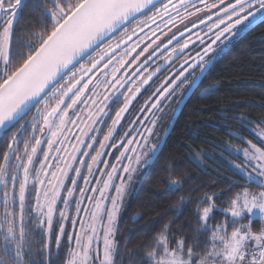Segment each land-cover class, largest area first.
Segmentation results:
<instances>
[{"label": "snow or ice", "instance_id": "snow-or-ice-1", "mask_svg": "<svg viewBox=\"0 0 264 264\" xmlns=\"http://www.w3.org/2000/svg\"><path fill=\"white\" fill-rule=\"evenodd\" d=\"M25 6L0 0V264H123L132 253L125 246L122 254L117 240L121 209L158 117L137 132L139 141L120 139L114 162L101 159L110 155L103 150L116 147L113 133L166 65L137 111L149 121L165 101L179 107L234 37L258 14L264 23V0H32L34 14L20 25ZM236 119L240 163H231L248 183L230 182L229 191L241 190L221 209L229 219L208 224L225 190L205 193L196 213L200 229L211 231L207 244L194 251L159 235L131 264H264V116ZM168 185L179 192L183 181Z\"/></svg>", "mask_w": 264, "mask_h": 264}, {"label": "trees", "instance_id": "trees-1", "mask_svg": "<svg viewBox=\"0 0 264 264\" xmlns=\"http://www.w3.org/2000/svg\"><path fill=\"white\" fill-rule=\"evenodd\" d=\"M31 3L32 0H25L20 25L26 24L34 14ZM25 38L31 39L27 35ZM237 113H246L253 119L264 116V23L261 20L224 51L204 80L201 92L194 94L185 105L157 160L142 170L140 183L118 228L121 253L125 252V246L132 253L130 258L125 256L123 264L140 259L144 246L159 235L168 236L170 243L173 238L184 239L194 251L200 250L195 247L197 243L207 244L211 231L200 229L196 213L197 204L205 193L225 190L215 201L217 209L209 220L210 225L215 227L228 218L221 209H227L233 192L241 190L233 186L229 191L230 182L247 183L234 174L226 160L228 157L235 160L226 147L240 144ZM225 116L228 119L225 120ZM174 176L183 181L179 192L169 190L168 181ZM251 190L260 189L253 184ZM261 224V220H253L255 229ZM165 225L170 232H163ZM26 230L32 231L36 242L42 240V230L35 228L32 222ZM35 258L40 259L39 255Z\"/></svg>", "mask_w": 264, "mask_h": 264}, {"label": "flooded vegetation", "instance_id": "flooded-vegetation-1", "mask_svg": "<svg viewBox=\"0 0 264 264\" xmlns=\"http://www.w3.org/2000/svg\"><path fill=\"white\" fill-rule=\"evenodd\" d=\"M261 20L260 15L258 14L257 17L255 18V21L253 23H251L249 25V28L246 31L240 32L236 37H234L231 41L230 44H228V46L224 49V51H226L228 48H230L233 43H235L242 35H244L246 32L249 31V29L258 21ZM203 27V26H202ZM147 31V30H146ZM198 31V30H197ZM223 51V53H224ZM222 53V54H223ZM194 54V53H193ZM222 54L217 58V60L214 62L213 66L209 69V71H207L202 77H201V82L199 83V87L195 88L191 97L198 93L201 92V86L204 83V80L207 78V76L209 75L210 71L213 69V67L216 65V63L218 62V60L220 59V57L222 56ZM152 67H155V65H151ZM169 66L166 65L165 69L159 74L157 75V77H155L153 79V81H151V83L146 87V90H144L137 98V100L133 103V105L131 106L129 113H127L125 115L124 120L121 121V124L117 127L116 132L113 133V137L112 139L114 141H116L117 137L122 135L123 132H129L130 131V135L128 137H124L122 136L120 139H131L133 136H135L136 140H140V136L137 135V132H143L144 128L147 127L149 125V122L151 119L157 117L160 115V113L162 111H155L154 115L149 116V121H143L142 116L143 115H147V113L141 114L140 112L137 111V108L139 106H142L143 103L145 101L149 100V95L152 92V90L158 85V83L160 82V80L163 79L164 75L166 74V70ZM173 71H175V69H172ZM101 80H103V77H100ZM102 89H97V91H101ZM187 95V94H186ZM185 95V96H186ZM184 96V97H185ZM190 97V98H191ZM184 99V98H183ZM190 100V99H189ZM188 100V101H189ZM161 108L164 109L165 111L163 112V114L161 115V117L165 118V119H169L168 124L163 132V134L165 133L167 127L169 126L178 106L175 104V102L169 103L167 101L163 102L161 105ZM137 116H141V122L139 123H133V121L135 120V118ZM110 119H107V124L104 125L103 127V131L106 130L107 125L110 124ZM119 142L120 140H118V142L116 143V146H119ZM144 165V164H143ZM143 167V166H142ZM143 169V168H142Z\"/></svg>", "mask_w": 264, "mask_h": 264}, {"label": "rangeland", "instance_id": "rangeland-1", "mask_svg": "<svg viewBox=\"0 0 264 264\" xmlns=\"http://www.w3.org/2000/svg\"><path fill=\"white\" fill-rule=\"evenodd\" d=\"M24 2H25V0H23V3ZM164 111H165V108L162 109V112L160 113V115L157 116L158 117V122H157V125H156V128H155L154 132H153L152 137L149 138V140H148V146L142 145V147H144V151L147 153V155L142 157L141 164L137 167V171L133 174L132 180L129 183L127 194L125 196L124 203H123V206H122V209H121V214H120V218H119V224H120V221H121V219H122V217L124 215L125 209H126V207L128 206V204H129V202L131 200V197L135 193L136 188H137V186L140 183V177H141L142 170H143L142 166H143V164H145V162L153 154V152L150 149V145L151 144H159L160 143L161 138L163 136V132H164V130H165L167 124H168L169 119H165V118L161 117V115L163 114ZM106 120H107V118H106ZM109 121H110V124L107 125L106 130H104L103 132L98 134V139L102 140L103 139V135L107 133L108 127L111 126V120H109ZM80 126L83 127V125H80ZM97 127L98 128H101V127L103 128L104 125H97ZM73 131H76V129L74 128ZM121 137H122V135L118 136L115 142L117 143L118 140H120ZM96 147L98 148L99 145L97 144ZM118 149H119V146L108 147V148L104 149L103 151L109 153L110 155L103 156L101 159L107 160V161H110V162H114V160L112 159V155L113 154L118 155ZM119 150L122 151L123 149H119ZM226 150H227L228 154H231L235 158V160H233V159H231L229 157L227 158V161L229 162V165L234 169V166L232 165L231 161H235L236 163H240V160L236 159L237 155H239V154L235 152L234 147H226ZM129 155H131V154H129ZM101 170H103V165H101ZM95 171H96V169L94 168V172ZM97 178H101V177L97 176ZM227 219H229V217ZM256 219L260 220L258 217L254 218L253 220H256ZM253 220H252V227H253ZM119 224H118V228H119ZM208 224L210 225L209 221H208ZM253 229L255 230L254 227H253Z\"/></svg>", "mask_w": 264, "mask_h": 264}, {"label": "water", "instance_id": "water-1", "mask_svg": "<svg viewBox=\"0 0 264 264\" xmlns=\"http://www.w3.org/2000/svg\"><path fill=\"white\" fill-rule=\"evenodd\" d=\"M165 67H166V66H165ZM163 70H164V69H162V71H163ZM162 71H161V72H162ZM159 74H160V73H158L157 75H159ZM154 78H155V77H154ZM154 78H153V79H154ZM150 83H151V82H150ZM150 83H149V84H150ZM147 86H148V85L145 86V89H146ZM143 91H144V90H142L141 93H142ZM193 91H194V89H193L191 92L187 93V95L184 97L183 102H182V103L179 105V107L177 108V110H176V112H175V114H174V116H173V118H172V120H171L169 126L167 127L165 133L163 134V136H162V138H161V141H160V143H159V150H158L156 153H153V154H152V156L147 160V163H145V164L143 165V167H142L143 169H146L147 167L151 166V165L157 160V158L159 157L160 153L162 152V150H163V148H164V146H165V144H166L168 138L170 137V135H171V133H172V131H173V129H174V127H175V125H176V123H177L179 117H180V114H181L182 110L184 109L185 105L187 104L188 100L190 99V97H191ZM141 93H140V94H141ZM140 94H139V95H140ZM139 95H138V96H139ZM137 98H138V97H137ZM134 102H135V101H134ZM134 102H133V103H134ZM130 108H131V107H130ZM125 115H126V114H125Z\"/></svg>", "mask_w": 264, "mask_h": 264}]
</instances>
